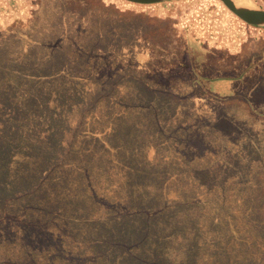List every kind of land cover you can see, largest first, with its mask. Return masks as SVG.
Segmentation results:
<instances>
[{
	"label": "rangeland",
	"instance_id": "1",
	"mask_svg": "<svg viewBox=\"0 0 264 264\" xmlns=\"http://www.w3.org/2000/svg\"><path fill=\"white\" fill-rule=\"evenodd\" d=\"M0 15V264L12 235L43 245L32 264H264V122L248 123L264 78L253 93L216 68L175 76L199 72L194 37L248 24L218 0H0ZM172 26L186 59L158 42L159 61L129 57ZM249 27L254 47L264 29ZM35 72L51 79L20 83Z\"/></svg>",
	"mask_w": 264,
	"mask_h": 264
},
{
	"label": "trees",
	"instance_id": "2",
	"mask_svg": "<svg viewBox=\"0 0 264 264\" xmlns=\"http://www.w3.org/2000/svg\"><path fill=\"white\" fill-rule=\"evenodd\" d=\"M47 1L49 2L51 0H47ZM130 4H133V3H130ZM103 5H104V8H106L108 13L110 14V11L108 10L107 5H105V4H103ZM115 10L116 9H114L113 11H115ZM119 13H120V11H119ZM130 16L134 17V14H131ZM160 20L163 21L164 23H166L165 20L171 21L170 17H164V18H151L150 17L149 22H150L151 26H153L155 24H159L158 22ZM247 26H249V25H247ZM173 29H174V27L172 28V34L169 37V39L171 38L170 40L167 38L163 39L164 38V36L162 35L163 32L159 33V35H158V32H156V34L158 36L156 38H153V35H151V36L146 35L145 40L147 41V44L144 41L142 42L143 49H141L138 45L136 47H134L131 50V52L129 53V57H132V59L135 60V58H137V56L142 53V56H147L148 58H152V60H153V58H157V60L159 61L158 56H156V54L154 52H151V47H150V45H154V43L158 42L161 46L164 43H166V44L168 43L169 50H167V52H166V57L169 58L168 61L173 60V61L181 62L183 60V58L186 59V56L184 55V50H185L184 39L183 38L181 39V37L179 35H177L176 32L174 31L175 29L174 30ZM125 37H126V35L124 36V38ZM256 42H257V44L254 46V48L251 49L247 46L245 51H243L240 54H230L226 51L224 52L222 50H219L218 48H206V50H204V52L202 51L201 66H200L199 72L197 74L195 72H192V75H190V73L189 74L185 73L184 71L181 70L182 66H180L178 68V70L176 71L175 76L178 77L179 79L181 78V76H183V77L188 76L190 79H192L193 77H196L195 75H199L200 73H205L210 68H216V73L220 74V76H223L224 74H226L228 76L232 75L235 79L234 86H240L243 84H247L251 88L253 93L254 92L257 93L256 90H257L258 85H260L261 88L263 89L262 77L264 78V39L257 40ZM122 55L123 56L119 55V57L124 58L126 56L125 54H122ZM178 55L182 56L181 60H177ZM147 60H148V62L151 61L150 59H147ZM127 61H129L131 63L130 59H127ZM135 62H141V61H135ZM143 63H146L145 59L143 60ZM152 64H153V62H152ZM157 69L158 68L156 66V70L153 72V77H154V73L156 74V76L161 77L162 73H159L157 71ZM240 72L241 73L245 72V73L242 74V76H240V74H239ZM216 73H213V74H216ZM23 74H25V76L21 75L22 78L20 79V83L23 84L24 86L29 85V83H33L35 85H45L41 82H44L45 80L51 79V77L47 76L46 74H41L40 78H38L36 75V72H35V75H36L35 78H31L27 73H23ZM107 77H108V75H107ZM82 79H83V80H81L82 83L85 84V86L83 87V92H87V91L89 92V88L86 87V83L88 84L90 82V80H88L86 78H82ZM14 80H16V78ZM101 83H103V80H101ZM221 84L224 85V83H221ZM258 94L262 95L263 97H259L258 103L250 105L252 110H253V108H258V110H257L258 115L256 116V118H250V116L248 117L249 118L248 123L254 124V125H252V129H254V130L263 128L259 125L264 122V92L263 93L258 92ZM190 96H191V94H190ZM247 99H248V97H247ZM46 107L50 108V106H46ZM77 109H78L77 105L75 107H73V110H77ZM181 109H184V108H181ZM37 114L38 113H34L30 116L34 117ZM40 114H43V113H40ZM255 124H257V126ZM181 129H182V127H181ZM51 132L52 131H50V130L45 131V129H41V131H40V129H38V138L41 141V145L48 141L47 138L52 135V134H50ZM93 134L96 136L95 133H93ZM90 136L92 138V135H90ZM25 138L29 139V138H31V135L27 132L25 135ZM249 139L251 142H256L257 137H256V135H254L253 137L249 136ZM190 142H191V138L188 141L189 145H190ZM108 145H111V143L109 142ZM223 145H227L226 141ZM179 150H180V147H177L178 152H179ZM201 150L202 149L199 150L195 146L194 147V154L197 157H201V158L204 157L203 155H201ZM12 153H14V154H12ZM205 153H206V150H205ZM220 155L222 156V154H220ZM17 156H19V155L15 152L14 149H12V145H10L9 159L12 160L13 158H15ZM143 156L145 158L149 159L148 149H146V153H144ZM166 156L167 157H164V159H165V161H168V163H169V160H171L172 158H169L168 154ZM215 156H216V154H215ZM19 158H21V157H19ZM202 168L207 173V175L212 178V174L208 171V169L205 167H202ZM76 170H78L77 167H76ZM159 170L160 169L156 170V172H158ZM198 170H199L198 167L193 166L189 170L190 171L189 174L194 176L193 174H195ZM74 172L75 171H73V173ZM148 187H150V186H148ZM154 215H156V214H154ZM47 228H48V226L45 227V229H47ZM38 242H39L38 239L33 238V237H31L28 240L23 239V241H21L19 239L18 235H12V237H10L9 239H5L4 240V245L6 246L5 248H7L10 251V255H13V257L8 260V264H32L33 262L35 263L36 261H38V256H39L38 250L39 249H37V248H39L38 246H41V247L43 246L42 244H40V242L39 243ZM26 248H28V250ZM72 264H77V263L73 262Z\"/></svg>",
	"mask_w": 264,
	"mask_h": 264
},
{
	"label": "crops",
	"instance_id": "3",
	"mask_svg": "<svg viewBox=\"0 0 264 264\" xmlns=\"http://www.w3.org/2000/svg\"><path fill=\"white\" fill-rule=\"evenodd\" d=\"M134 4V3H133ZM7 8L1 9L2 11H5ZM2 17V15H0ZM2 25V24H0ZM237 27V32H241V35L235 37L233 34L230 35L231 33L235 32L236 29L234 31H230V28H228L226 31H224V36L223 37H212L211 33H209V36L204 37L202 40L201 39H196L194 37L193 41L195 44H198V46L201 48H198L203 50H206V48H218L219 50L222 51H226L230 54H240L243 51H245V49L247 48V46L249 48H254V47H250L251 45L245 44L246 41H248L249 37H250V27L249 26H240ZM234 28V27H233ZM257 28V27H256ZM206 45V46H205ZM246 46V47H245Z\"/></svg>",
	"mask_w": 264,
	"mask_h": 264
},
{
	"label": "water",
	"instance_id": "4",
	"mask_svg": "<svg viewBox=\"0 0 264 264\" xmlns=\"http://www.w3.org/2000/svg\"><path fill=\"white\" fill-rule=\"evenodd\" d=\"M134 4H157L171 0H124ZM233 16L240 21L264 29V8L248 0L246 5L237 4L234 0H218Z\"/></svg>",
	"mask_w": 264,
	"mask_h": 264
},
{
	"label": "bare ground",
	"instance_id": "5",
	"mask_svg": "<svg viewBox=\"0 0 264 264\" xmlns=\"http://www.w3.org/2000/svg\"><path fill=\"white\" fill-rule=\"evenodd\" d=\"M237 4H240V5H246L247 4V0H234Z\"/></svg>",
	"mask_w": 264,
	"mask_h": 264
}]
</instances>
